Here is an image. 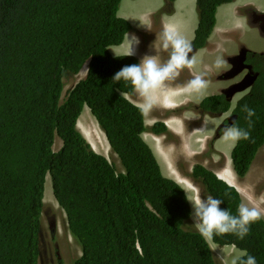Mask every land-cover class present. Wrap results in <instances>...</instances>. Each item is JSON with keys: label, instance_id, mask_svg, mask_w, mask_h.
<instances>
[{"label": "trees", "instance_id": "trees-1", "mask_svg": "<svg viewBox=\"0 0 264 264\" xmlns=\"http://www.w3.org/2000/svg\"><path fill=\"white\" fill-rule=\"evenodd\" d=\"M164 12L171 11V2ZM232 0H195L192 45H207L215 12ZM121 0H0V264H37L43 191L49 175L53 196L80 247L73 264H220L189 221L182 188L161 174L141 133L143 112L122 93L133 89L112 77L135 56H112L108 46L132 29L117 16ZM84 78L65 87L63 78ZM62 90L64 92L61 97ZM61 98V99H60ZM255 110L250 139L231 149L234 173H247L264 144V78L239 99L234 124L248 129L242 106ZM86 106L122 166L118 171L95 152L76 128ZM229 107L222 94L204 97V114ZM150 130L167 133L162 122ZM55 138L61 146L55 150ZM201 193L223 201L237 215V189L202 164L187 174ZM188 223V224H187ZM220 247L246 250L264 264V219L243 239L214 235Z\"/></svg>", "mask_w": 264, "mask_h": 264}, {"label": "crops", "instance_id": "crops-1", "mask_svg": "<svg viewBox=\"0 0 264 264\" xmlns=\"http://www.w3.org/2000/svg\"><path fill=\"white\" fill-rule=\"evenodd\" d=\"M184 1L185 0H174V11L171 14L161 13L158 18L153 17L151 12L154 11L155 7L153 8L152 6L148 7L146 11H141L139 13V17L146 18L149 16V19H147L146 25L142 27V32L140 34L129 32V34H134L140 41L139 45L136 47L135 55H133L137 58L138 63L143 56L156 54L159 56L161 62L167 61L169 53L163 51L159 47L161 34L166 27L177 31L187 40L191 41L197 21L195 20L193 11L187 13L184 8L179 5V3H183ZM126 2L130 4L133 1L126 0ZM161 4L162 2L158 5ZM258 4L259 2L256 0H233L218 6L215 12L214 26L207 38V45L197 49L190 55V57H195L196 63L193 68L189 69V77H183V74L180 72L175 80L165 81L164 87L158 89L155 93L158 98L157 103L148 114L143 113L144 124L149 129L141 133V138L152 151L161 173L163 174L162 170L164 169L166 175H163L168 178H171L169 174L176 173L178 178H182L185 181L183 187L176 179H171L175 180L184 190L185 187H188L192 197L197 195V189L199 190V196L201 198L204 196L200 193L198 183L187 175L191 171V163L186 162V166L183 168L180 161H188L193 154H200L201 160L206 159V152L208 149L210 151V156L211 153L216 156L220 153V156L224 159L221 167L216 168L213 172L228 184L231 182L230 185L234 186L239 191L238 180L233 178L236 174L232 169L230 158L227 153V151L230 153V149L232 148L231 143L224 142L221 139L222 133L216 136L218 121L222 116L201 114L191 108H186V105L190 102L198 103L206 95L215 92L218 87L226 84V82L213 81L211 79L213 75L225 68H217L215 66V61L217 58L222 57L223 54L229 52L230 49L237 47V43L243 44L249 48L262 49L264 51V38L257 36L258 30L256 27H248L242 21L241 16H238V12H240L244 6L250 5L257 7ZM260 8L264 9V6H260ZM126 18L132 19L131 16ZM156 21L157 23L155 25ZM248 37L250 39L255 38L258 42L249 45L247 41ZM116 50H121L122 52V49ZM231 53L233 52L228 54ZM184 69L188 70V68ZM197 74H201L208 82L207 88L202 93H189L185 91L187 82ZM122 95L137 106L141 103L140 98L134 91L130 94L122 93ZM170 111L179 112H176L177 114H169ZM155 122H162L166 126L169 134L152 132L150 127ZM208 134H210L211 137H209ZM170 135L179 137L182 141H179L178 145H176L174 141L169 138ZM207 138H210V140L205 143ZM211 142L212 146L208 147ZM181 145H183V147ZM206 145L207 149L204 153ZM179 148H182L181 153L184 154V157L180 156V153L177 157L175 156V152H178ZM203 153L204 156H201ZM223 155H226V157L224 158ZM211 169L214 168H210V170Z\"/></svg>", "mask_w": 264, "mask_h": 264}, {"label": "clouds", "instance_id": "clouds-1", "mask_svg": "<svg viewBox=\"0 0 264 264\" xmlns=\"http://www.w3.org/2000/svg\"><path fill=\"white\" fill-rule=\"evenodd\" d=\"M166 5L167 3L165 1L161 5H158L157 8H155L154 11L151 12L153 14V17L156 18L155 15L159 14L160 16L161 13L171 14L174 11V0L171 2L170 12H164V10H162ZM251 8L252 6L246 5L240 10V12H238V16H241L242 21L248 27H251V24L248 22L250 20ZM139 18L141 23V26L139 28L134 26L132 19L130 20L126 17L124 18L125 20L127 19V21L130 23L132 29H130L124 34V38L120 44L108 46L107 49L112 56H116L110 52V48L112 46H118L116 47V49L118 48L122 49V52L119 54L120 56L135 55L136 47L139 45L140 41L134 34H129V32H135L137 34H140L142 32V27L146 25V21L147 19H149V16L146 18H141V17ZM193 38H194V34L191 41H189L184 36L179 34L177 31L166 27L161 34L160 45H159L160 49H162L163 51H167L169 53L166 62H161L157 54L145 55L142 57V59L138 64L123 66L119 71H117L114 74L112 80L113 81L124 80L126 82H129L133 91L135 92V94H137V96L141 100V103L138 105V107L141 109V111L144 114H148V112L153 108V106L158 101V98L155 95L156 91L164 87L165 81L175 80L179 76L181 70H183L184 68L191 69L195 65L196 63L195 57H190L189 55L192 52L191 43ZM226 65H227V61L222 57L217 58V60L215 61V66L217 68H222L225 67ZM207 83L208 82L203 78L201 74L194 75V77L191 80H189L185 85V91L189 93H202L207 88ZM249 88L245 89L242 92H247ZM242 92H238V93H242ZM241 98L242 97H237L235 100L232 101L231 111H234L236 109L238 101ZM241 110L246 113V119L248 120V129H244L237 126L236 124H232L224 127L222 132L221 139L224 142H230L233 148L236 146V144L239 141L250 139V129L253 126L251 117L255 115V110L249 108L247 105L242 106ZM229 114H226V116ZM99 129L101 130L100 127ZM218 131L219 130H217V133ZM167 133L169 134L168 130ZM105 158L107 159V157ZM117 159L119 161L118 157ZM119 164L121 165L120 161ZM173 181L176 182L175 180ZM198 186L200 188L199 183ZM182 190L185 194L188 207L190 202L193 209L191 214L192 218L191 215L189 214V220L193 219L192 225L194 226L195 230L200 234V236L204 238L206 242L212 241L214 235H221L226 233L235 234L239 239H243L245 236L249 234L250 225L254 222L259 221L262 217H264V209H260L258 207H250L245 203H241L238 206L237 215H232L228 210L221 209L220 205L221 203H223L222 200L216 199L211 195L208 196L203 195L201 193V189H200V193L202 196H204L203 198L199 196L198 189L196 190L197 195L192 198H188L187 194L185 193V190L183 188ZM189 212H190V207H189ZM53 225L55 230L56 223H54ZM224 264H256V259L255 257L249 255L246 250H235L230 260L224 262Z\"/></svg>", "mask_w": 264, "mask_h": 264}, {"label": "rangeland", "instance_id": "rangeland-1", "mask_svg": "<svg viewBox=\"0 0 264 264\" xmlns=\"http://www.w3.org/2000/svg\"><path fill=\"white\" fill-rule=\"evenodd\" d=\"M131 1L133 2H131L130 4H127L126 0H121L119 7H118L117 15L123 18L131 16L134 26L139 28L141 26L139 13L141 11L143 12L146 11V9L150 6H152L153 8L154 7L157 8L158 4L160 2L163 3L165 0H131ZM260 1L261 0H259L258 2ZM179 5H181L187 13H190L193 11L195 20L197 21L198 17H197V11L195 9V0H185L183 3H179ZM166 6H164L162 10H164ZM155 16L156 18H158L159 14H156ZM156 23L157 21L155 22V25ZM247 41L249 45H252L258 42V40H256L255 38L250 39L249 37L247 38ZM239 45L241 44L237 43V47ZM116 47L118 46H112L110 48V52L114 55H119L121 50H116ZM118 49H121V48H118ZM260 50L262 49H258V51ZM86 71H87V64H84L82 69L77 74L65 76L63 78L64 85H65L63 90L72 87L78 80L84 78ZM188 71L190 70L183 69L180 72L183 74V77L186 78V77H189ZM223 79H227V78H225V76L218 78V80H223ZM63 90H62L61 97L64 94ZM186 108H191L192 110L197 111L196 110L197 108L193 107V103L187 104ZM176 112L177 111H170L169 114H177L178 112L177 113ZM89 116L92 117V119L94 120L95 129L96 130L99 129L93 116H91V114H89ZM167 134L168 133H166V135ZM208 136L211 137L210 134H208ZM169 138H171L176 145H178L179 141H182L179 137H176L174 135H170ZM209 140L210 138H207L205 143ZM183 145L181 146L183 147ZM210 146H212V142L208 145V147ZM57 148H55V150H57ZM97 149L99 150V148ZM181 149L182 148H179V151L175 152L176 157L178 156L179 153H180L179 154L180 156L184 157V154L181 153L182 152ZM206 149H207V145L205 146L204 153ZM230 152H231V149H230ZM204 153L201 156H204ZM227 153L229 157L230 153L228 151ZM206 155L208 157L206 156V159L201 160L200 154L199 155L193 154L192 157L188 161H185L183 158L185 162L180 161V164L181 166H183V168L186 166V162L188 163L190 162L192 166L196 163L202 164V165L204 164L203 166H205L206 168H209V169L214 168V169H211L212 171L215 170L216 168L221 167V164L224 161V159H222V156H220L221 155L220 153L217 156L211 153V156H210V151L208 149L206 152ZM225 157L226 155L224 156V158ZM107 159L109 162H111L116 167L118 171L122 170L121 165L119 164V161L116 155L112 151L110 153V157H108ZM192 166H190V169H192ZM233 178L235 180H238L237 183L240 184L242 188V191H240V189L238 191L240 194L241 203H245L250 207H258L260 209H264V144L257 150L256 155L253 158L250 164V167L247 173L245 174V176L238 177L234 175ZM188 198H192V197H190L189 195ZM42 202H43V206H42V212H41V230L39 229L41 234L38 235V242H41V243L40 245L38 243L39 253H38L37 264H73V262L80 256V253H81L80 247L68 230V224H67V218H66L65 212L58 205V203L56 202L53 196L51 180H50L49 175H46V178H45ZM191 208H192V205H191ZM262 218L264 219V217ZM189 221L191 224H193L192 220H189ZM50 223H51V226L54 223H56V229L54 231L53 236L49 234L50 233ZM209 244H213L215 248L221 250L220 252H214V256L216 257V259L219 261L220 264H224V262L230 260L231 256L234 254V251L237 250L233 246H225V247L217 246L212 241H210Z\"/></svg>", "mask_w": 264, "mask_h": 264}, {"label": "flooded vegetation", "instance_id": "flooded-vegetation-1", "mask_svg": "<svg viewBox=\"0 0 264 264\" xmlns=\"http://www.w3.org/2000/svg\"><path fill=\"white\" fill-rule=\"evenodd\" d=\"M257 1H259V0H257ZM260 6H264V0H261L257 7L252 6L251 14H250V20L248 22L251 24V27H256V29L258 30L257 36L264 38V16H263L262 22L259 19L255 18L256 15L264 13V9H261ZM195 9H196V5H195ZM197 17H198V14H197ZM197 23H198V18H197ZM196 27H197V24H196ZM191 48H192V52L189 55H191L192 53H194V51L199 49V48H196L194 45H191ZM242 48H244V50H245L244 64L245 65H250L251 66V70L248 71L247 69H244L241 72H239L238 74H236V75H234L232 77H228V75L230 73L229 71L231 69H233V68H237V66H238V63H236L234 65V67H232L231 62L229 61V59L232 56H234V55H238ZM230 52H233V53L228 54ZM222 58H224L227 61V65L225 66V68L221 69L217 74L213 75L211 77V79L213 81L226 82V84H224L223 86L218 87L215 92L205 96V97H207V96H210V95L222 94L225 97V99H227V102H228V105H229V107L226 110H224V111H220L219 113H215V114H212V113L210 114L212 116H215V115L216 116H218V115L222 116V118L218 121L217 129L219 131H218L217 134H219V133L221 134L223 132L224 127H226L228 125H232V124L235 123L236 118H237V114L234 113V111H231L232 101L235 100L237 97H242L243 95H245L250 90V88L247 90V92L237 93V94L233 95L230 99H228L226 97V95H224V93L222 91L224 89H226L227 87H230L231 85L235 84L236 82L242 80L246 76L247 73H249V74H247V81L251 77L254 78V82L258 78H264V51L263 50L258 51V49L249 48V47H247L245 45H239L238 47L230 49L229 52L223 54ZM222 76H225V78H227V79H223L224 81L223 80H218V78H220ZM198 104L199 103H193V107L197 108L196 109L197 112L203 114L201 109L198 108ZM226 114H229V115L226 116ZM49 234L51 236L54 235V233L51 234V230H50Z\"/></svg>", "mask_w": 264, "mask_h": 264}, {"label": "bare ground", "instance_id": "bare-ground-1", "mask_svg": "<svg viewBox=\"0 0 264 264\" xmlns=\"http://www.w3.org/2000/svg\"><path fill=\"white\" fill-rule=\"evenodd\" d=\"M89 114H90L89 110L85 106L83 108V110L81 111V113H80V115L76 121V128L78 129V131L81 133V135L84 137V139L91 145V147L96 152H98V153H100V154H102L108 158V157H110L111 150H110L109 145L106 141V138L100 129H97V130L95 129L94 120L92 119V117L89 116ZM60 146H61V140L59 138H55L53 148L54 149L57 147L59 148ZM97 148H99V150ZM162 171H163V174L166 175V172L164 171V169ZM169 176L173 179H176L180 183V185H182V187H183V184L185 183V181L182 178L181 179L178 178V175L176 173L169 174ZM230 184H231V182H230ZM238 186H239L240 191H242L240 184ZM189 192H190V189L188 187H185V193L187 194V197L189 195H190V197H192L191 193H189ZM189 207H190V215H191L192 214V208H191L190 202H189ZM191 218H192V215H191ZM192 221H193V219H192ZM209 246H210L213 253L221 251L220 249L215 248V246L213 244H209Z\"/></svg>", "mask_w": 264, "mask_h": 264}, {"label": "water", "instance_id": "water-1", "mask_svg": "<svg viewBox=\"0 0 264 264\" xmlns=\"http://www.w3.org/2000/svg\"><path fill=\"white\" fill-rule=\"evenodd\" d=\"M263 16H264V13H261V14L256 15L255 18L259 19L262 22ZM244 59H245V50H244V48H242L240 50L238 55H234V56H232L229 59V61L231 62L232 67H234V65L236 63H238V66H237V68H233V69H231L229 71L230 73H229L228 77H232V76L238 74L239 72H241L244 69H247L248 71L251 70V66L250 65H245L244 64ZM247 74H249V73H247ZM247 74L240 82L235 83V84L231 85L230 87H227L226 89H224L222 91L224 93V95H226V97L228 99H230L234 94H236L238 92H242V91H244L245 89H247V88H249L251 86V84L254 81V78L251 77L247 81ZM217 135L218 134L216 132V136ZM50 230H51V234H53L54 233V225L51 226V223H50ZM39 234H40V232H39ZM39 245H40V242H39Z\"/></svg>", "mask_w": 264, "mask_h": 264}]
</instances>
